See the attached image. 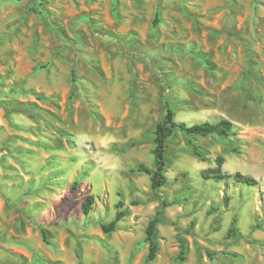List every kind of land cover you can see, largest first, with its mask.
Wrapping results in <instances>:
<instances>
[{"label": "rangeland", "instance_id": "374dc122", "mask_svg": "<svg viewBox=\"0 0 264 264\" xmlns=\"http://www.w3.org/2000/svg\"><path fill=\"white\" fill-rule=\"evenodd\" d=\"M166 104L233 129L178 132L154 192ZM164 199L149 264H264V0H0V264H145Z\"/></svg>", "mask_w": 264, "mask_h": 264}, {"label": "trees", "instance_id": "16d2710c", "mask_svg": "<svg viewBox=\"0 0 264 264\" xmlns=\"http://www.w3.org/2000/svg\"><path fill=\"white\" fill-rule=\"evenodd\" d=\"M156 21H158L156 19ZM156 24V22H155ZM37 96V95H36ZM27 111H31L30 109H22L21 111L17 110L16 112L25 114ZM174 109L170 104H166L165 106V116L162 121L156 124L154 130V148L152 150V154L154 156L155 167L150 169L143 164H140L137 168V171L140 173H145L151 177V189L154 192L159 191L161 188L167 186L168 177H167V169H168V161H167V149L168 142L178 133L181 132L185 134L187 137H210V136H218L223 139H227L232 135L233 125L228 120H221L216 124H211L209 122L195 124L192 126H188L186 123H176L174 118ZM194 154L204 161V156L200 151L198 146H193L192 148ZM225 163V159L223 157H219L217 159V167L209 168L203 171V178L208 180L212 175L215 176V179L218 182L229 178L223 172V165ZM233 179L238 184H243L247 186H256L257 181L252 178L245 176L241 173H236L233 176ZM95 198L93 195H89L82 205V212L85 215H88L94 204ZM225 205L228 206L230 203V197L225 196L224 198ZM125 203L121 200L118 202L117 207L119 211L117 212L115 221L111 222L107 226H103L102 229L106 233H110L116 229L117 222L121 221L126 216V211L123 209ZM170 206L165 199L161 203V208L157 211L156 215L149 221L148 226L146 228L147 234V242L149 244V252L147 255L146 263L149 264L154 262L157 258L160 246L157 241L158 235V226L164 221L163 217L166 214V209ZM237 220L234 219L232 227L229 229L228 236L233 237L238 235L237 230Z\"/></svg>", "mask_w": 264, "mask_h": 264}]
</instances>
